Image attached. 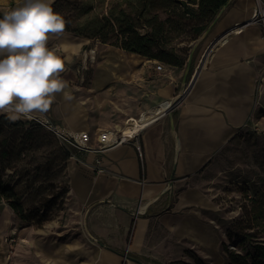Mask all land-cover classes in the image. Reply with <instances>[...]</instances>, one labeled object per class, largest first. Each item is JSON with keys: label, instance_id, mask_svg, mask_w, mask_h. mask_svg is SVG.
Wrapping results in <instances>:
<instances>
[{"label": "crops", "instance_id": "obj_1", "mask_svg": "<svg viewBox=\"0 0 264 264\" xmlns=\"http://www.w3.org/2000/svg\"><path fill=\"white\" fill-rule=\"evenodd\" d=\"M249 2L228 3L218 24L237 12L216 34L248 19L256 7L250 8ZM25 3L0 0V18ZM237 34L215 50L195 81L191 79L194 84L181 104L143 130L140 149L124 143L70 158L68 192L55 220L13 226L9 215L3 226L0 215V264L170 262L191 247L212 258L215 251L222 256L224 230L216 218L224 210L210 191L216 180L211 173L218 170L216 155L248 122L256 85L264 77V24H249L242 37ZM90 44L66 30L49 35L47 46L64 62L60 77L72 98L57 93L47 112L33 115L62 130L87 132L93 148L100 132L139 117L190 82L183 79L182 88L172 82L148 94L137 77L124 82L133 73L122 51L114 52L108 63L89 67V53L83 50ZM117 61L127 68L114 67ZM170 76L174 79L173 72ZM204 136L210 144L203 147L195 138Z\"/></svg>", "mask_w": 264, "mask_h": 264}, {"label": "rangeland", "instance_id": "obj_2", "mask_svg": "<svg viewBox=\"0 0 264 264\" xmlns=\"http://www.w3.org/2000/svg\"><path fill=\"white\" fill-rule=\"evenodd\" d=\"M111 1L60 0L52 9L64 18L69 29L80 28L82 37L90 40L91 44L83 50V53L94 50V59L89 62V67L108 63L114 52L122 51L127 55L130 72L133 73L126 76L124 82L137 77L139 87L148 94L161 91L172 82L175 88H182L183 79L190 81L197 69L198 59L210 39L231 22L237 12L232 11L229 19L214 24L206 35L204 31L195 39L193 33L183 31L172 38L167 47L183 60V65L177 67L120 48L121 39L117 32H114L107 42H102L95 31L109 20ZM118 1L120 8L126 12L132 15L138 13L137 0ZM233 3V6H236L238 0H233ZM254 4H257V0H250L248 6L252 8ZM259 6L264 12V0H260ZM155 12L147 11L144 17L147 18ZM157 13L161 19L165 18L162 12ZM172 72L174 79L170 76ZM68 147L73 151L71 146ZM215 158L218 161V170L211 173L212 179L216 180L210 185V191L224 210L216 218L217 224L224 230L220 249L222 264H235L230 262L231 254L244 258V261L236 264H256V246H264V77H261L256 85L254 107L248 122ZM69 160L70 158L66 159L62 153L55 134L42 123L28 122L24 117L16 121H0L1 217L3 218L5 213L7 217L12 216L13 226L30 223L42 225L55 220L61 213L68 192ZM6 188H11L15 198L6 199ZM53 194L62 197L41 222L21 219L10 206L12 200H19L28 214L40 201L50 198ZM5 209L8 212L4 211ZM42 211L43 209L39 212ZM230 232L231 239L228 237ZM139 263L217 264V261L206 252L191 247L184 249L182 254L175 256L170 262Z\"/></svg>", "mask_w": 264, "mask_h": 264}, {"label": "clouds", "instance_id": "obj_3", "mask_svg": "<svg viewBox=\"0 0 264 264\" xmlns=\"http://www.w3.org/2000/svg\"><path fill=\"white\" fill-rule=\"evenodd\" d=\"M51 2L26 0L0 18V113L12 121L47 112L57 93L72 98L60 77L64 62L47 46L49 35L66 25Z\"/></svg>", "mask_w": 264, "mask_h": 264}, {"label": "trees", "instance_id": "obj_4", "mask_svg": "<svg viewBox=\"0 0 264 264\" xmlns=\"http://www.w3.org/2000/svg\"><path fill=\"white\" fill-rule=\"evenodd\" d=\"M230 0H137L138 13L132 15L120 8L118 0H112L109 10V20L95 31L102 42H107L110 36L117 32L120 36V48L137 53L150 59L158 60L173 66H182L183 60L167 47L172 38L178 36L183 31L193 33V38L199 37L210 25L218 12L229 3ZM60 0L54 4L58 5ZM156 11L153 15L145 18L144 13ZM157 12L165 15L164 19L159 17ZM188 29V30H187ZM66 31H70L82 36L80 28L69 29L65 25ZM84 37V36H83ZM86 38V37H85ZM7 114H0V121H8ZM34 120H28V122ZM59 143V142H58ZM60 149L65 158H70L69 148ZM1 187V181H0ZM8 194L6 199L15 198L11 188H6ZM62 195L53 194L50 198L40 201L30 213L22 207L19 200H12L10 206L14 212L23 220H37L41 222L46 219L52 207L57 204V200ZM43 209L40 213L39 211ZM35 213V214H33ZM250 227V226H248ZM231 239L232 233L228 234ZM244 258L231 254L230 262H242ZM256 264H264V246H256Z\"/></svg>", "mask_w": 264, "mask_h": 264}, {"label": "built area", "instance_id": "obj_5", "mask_svg": "<svg viewBox=\"0 0 264 264\" xmlns=\"http://www.w3.org/2000/svg\"><path fill=\"white\" fill-rule=\"evenodd\" d=\"M260 0H257L256 7L254 8L253 14L251 17V21H248V19L244 20L245 22H240V24L243 26L248 25L251 22H264V12L261 11ZM253 20V21H252ZM239 24L236 23L234 26H232L230 29H233L234 27H237ZM241 26V27H242ZM94 50L90 49L89 51V58L91 60L94 59ZM166 115V114H165ZM164 115V116H165ZM28 120H34L37 122L42 123L44 126L47 127L48 130L53 132L56 136L57 141L63 148H69L68 146H71L74 150L73 153H71L70 158L74 157L76 153L90 150L99 152L106 148L114 147L120 144L124 143H133L136 145L138 149H140L139 146V137L143 130L148 127V124L144 123V117L139 116L135 119H129L124 125L115 127L114 129L105 130L98 134V146L96 148H93L89 145V134L85 131H71V130H62L53 124H51L47 119L43 122L39 117L33 115L32 119ZM96 163H98V160H96Z\"/></svg>", "mask_w": 264, "mask_h": 264}, {"label": "bare ground", "instance_id": "obj_6", "mask_svg": "<svg viewBox=\"0 0 264 264\" xmlns=\"http://www.w3.org/2000/svg\"><path fill=\"white\" fill-rule=\"evenodd\" d=\"M252 14H253V10H250L247 13L246 18L251 17ZM248 21H251V19L249 18ZM243 22H245V21H243ZM254 23H256V22H251L249 24H254ZM238 24L239 25L237 27H234L233 29H229L228 31H226L222 35H220L222 33V32H220L219 34H216L215 36H213L210 39L206 49L203 50V52L201 53V55H200V57L198 59L197 69L195 71V74L193 75L194 79L192 78V80L195 81L197 79L201 69L206 65L207 61L212 56V54L215 52V50L220 45H222L225 42H227V40L230 38L231 35H233L234 33H238L237 34L238 37H242L243 36L244 30H245L247 25H245V26L243 25L242 26L240 24V22H238ZM200 62H201V65H200ZM111 63H114V62H111ZM112 65H115L114 67L124 66L125 68H127V66H128V65H124L121 61H117V62H115ZM192 80H190V82L188 83L186 88H185V86H186V84H185V86L178 93L173 94V95H171V96H169L167 98H164L163 100L157 101L153 105L149 106L146 110H144L140 114L141 116L144 117L143 122L148 124V126H150V125L154 124L156 121L160 120L165 114H167L175 106V101L177 100V98H179V96H181L184 93V91H186L185 92V94H186L188 91H190L192 89V86L194 84V81H192ZM185 96H184V98H185ZM181 101L179 102V104H181ZM41 120L43 122L45 121L44 118H41ZM195 142L198 145H202L203 147L204 146H208L210 144L209 138H207L205 136L202 137L201 139L200 138H195ZM4 211L8 212L7 209H5ZM3 216L4 217L2 218V225L6 226L7 222H8V217H7L8 215H7V213H5V214H3ZM213 255L216 258L217 264H222V257L219 255V253L217 251H215Z\"/></svg>", "mask_w": 264, "mask_h": 264}, {"label": "water", "instance_id": "obj_7", "mask_svg": "<svg viewBox=\"0 0 264 264\" xmlns=\"http://www.w3.org/2000/svg\"><path fill=\"white\" fill-rule=\"evenodd\" d=\"M227 6V5H226ZM226 6H224L219 12H218V14L216 15V17L213 19V21L210 23V25L207 27V29L205 30V32H204V35H206L209 31H210V29L213 27V25L217 22V20L219 19V17H220V15L223 13V11H224V9L226 8ZM231 28V27H230ZM230 28H228L227 30H225V31H223L220 35H222L223 33H225L226 31H228ZM219 37V36H218ZM200 65H201V62H200ZM200 67V66H199ZM199 69V68H198ZM185 92L186 91H184V93L181 95V96H179V98H177V100L175 101V106L169 111V112H171L178 104H179V102L182 100V98L185 96ZM168 112V113H169ZM125 258H128V259H130V260H135V261H137L135 258H133V257H131V256H128V255H123Z\"/></svg>", "mask_w": 264, "mask_h": 264}]
</instances>
